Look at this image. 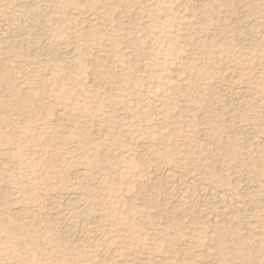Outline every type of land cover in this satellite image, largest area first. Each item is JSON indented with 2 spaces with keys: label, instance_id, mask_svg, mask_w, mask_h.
Listing matches in <instances>:
<instances>
[{
  "label": "rangeland",
  "instance_id": "rangeland-1",
  "mask_svg": "<svg viewBox=\"0 0 264 264\" xmlns=\"http://www.w3.org/2000/svg\"><path fill=\"white\" fill-rule=\"evenodd\" d=\"M0 26V264H264V0H0Z\"/></svg>",
  "mask_w": 264,
  "mask_h": 264
},
{
  "label": "bare ground",
  "instance_id": "bare-ground-1",
  "mask_svg": "<svg viewBox=\"0 0 264 264\" xmlns=\"http://www.w3.org/2000/svg\"><path fill=\"white\" fill-rule=\"evenodd\" d=\"M200 4V3H199ZM52 5V4H51ZM88 19H89V21H91V22H93L94 20L92 19V18H89L88 17ZM8 28V27H7ZM0 30H3V28L0 26ZM71 53V52H70ZM245 91H238L236 94L237 95H239V97H244V95H245V93H244ZM246 93H247V91H246ZM236 95V96H237ZM234 101V100H233ZM240 130V129H239ZM256 137V136H255ZM257 138V137H256ZM256 143L258 144V146H260L262 149H264V142L262 141V139L261 140H258V141H256ZM171 169V168H170ZM79 175H81V173L79 174ZM167 175L169 176L170 175V173H168L167 172ZM180 175V174H179ZM182 177V176H181ZM253 178V177H252ZM189 182H191V181H189ZM189 182H188V184H189ZM187 183V182H186ZM193 183H191V185H192ZM204 186V185H203ZM3 188V187H2ZM2 188H0V197L2 198V197H5V195H4V193L1 191V189ZM6 188V187H5ZM7 189V188H6ZM201 191V190H200ZM202 193H204V195L206 196V197H208V198H210V199H213V200H218V201H222L223 202V199H222V197L218 194V193H216L215 191H213V190H211V189H202ZM218 192V191H217ZM74 195V194H73ZM69 196V195H68ZM75 197V196H74ZM77 198V197H76ZM76 198H72V197H68L67 199H69L70 201H77L76 200ZM66 199V200H67ZM78 199V198H77ZM78 202V201H77ZM69 232V231H68Z\"/></svg>",
  "mask_w": 264,
  "mask_h": 264
}]
</instances>
